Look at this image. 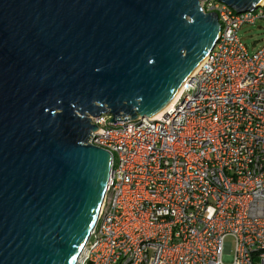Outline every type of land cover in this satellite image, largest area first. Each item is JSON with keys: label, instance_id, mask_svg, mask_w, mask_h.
<instances>
[{"label": "water", "instance_id": "water-1", "mask_svg": "<svg viewBox=\"0 0 264 264\" xmlns=\"http://www.w3.org/2000/svg\"><path fill=\"white\" fill-rule=\"evenodd\" d=\"M200 1L0 0V264L74 263L109 167L89 116L169 100L217 37Z\"/></svg>", "mask_w": 264, "mask_h": 264}, {"label": "built area", "instance_id": "built-area-1", "mask_svg": "<svg viewBox=\"0 0 264 264\" xmlns=\"http://www.w3.org/2000/svg\"><path fill=\"white\" fill-rule=\"evenodd\" d=\"M214 12L211 49L158 116H89L85 143L109 167L95 221L73 264H264V43L237 30L264 1Z\"/></svg>", "mask_w": 264, "mask_h": 264}, {"label": "rangeland", "instance_id": "rangeland-1", "mask_svg": "<svg viewBox=\"0 0 264 264\" xmlns=\"http://www.w3.org/2000/svg\"><path fill=\"white\" fill-rule=\"evenodd\" d=\"M237 36L248 51L255 50L264 43V21L257 20L253 24H243L237 30ZM106 119L109 120V117Z\"/></svg>", "mask_w": 264, "mask_h": 264}, {"label": "bare ground", "instance_id": "bare-ground-1", "mask_svg": "<svg viewBox=\"0 0 264 264\" xmlns=\"http://www.w3.org/2000/svg\"><path fill=\"white\" fill-rule=\"evenodd\" d=\"M263 1L264 0H259V2H263ZM200 62L194 64L193 67L191 68V70L188 73L189 74L193 73ZM180 84L175 88V90H174L172 96L169 98V100L166 101L157 111L153 112L152 114H149V116H151V117L158 116L165 108H167L173 102L174 98L176 97V95L178 93L179 88L181 87Z\"/></svg>", "mask_w": 264, "mask_h": 264}]
</instances>
